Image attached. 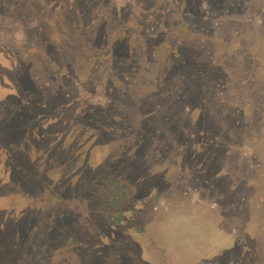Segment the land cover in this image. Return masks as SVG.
Returning <instances> with one entry per match:
<instances>
[{
	"label": "rangeland",
	"instance_id": "374dc122",
	"mask_svg": "<svg viewBox=\"0 0 264 264\" xmlns=\"http://www.w3.org/2000/svg\"><path fill=\"white\" fill-rule=\"evenodd\" d=\"M200 7L0 0V264H264V124L231 128L264 91V0ZM187 122L243 175L192 168Z\"/></svg>",
	"mask_w": 264,
	"mask_h": 264
},
{
	"label": "trees",
	"instance_id": "16d2710c",
	"mask_svg": "<svg viewBox=\"0 0 264 264\" xmlns=\"http://www.w3.org/2000/svg\"><path fill=\"white\" fill-rule=\"evenodd\" d=\"M53 1L54 0H52V2ZM216 1L217 0H184L185 4L188 5L190 8L191 7H195V6L200 7V5H201V7H206L207 4L211 5V3L212 4L213 3H216ZM56 2L58 4L59 0H56ZM60 5H62V7L64 6V4H62V2H61ZM174 7H175L176 10H178V8H177L178 7V4H176V6H174ZM183 10H186V8H184ZM208 67H210V64H208ZM250 80H252V77H251V79L250 78H248V80L246 79L242 83L243 84H246L247 86H249L248 88H246V90H249L250 91V92H247L246 93V98H248L249 101L252 99L253 102H255L254 109H251L249 107L250 110L248 112H246L244 110L245 109L244 108L245 105H244L243 106V110H244L243 112L245 113V115H244L243 118L242 117H240V118L242 119L241 122L244 121V120H247V121H244L243 125H242V123L240 125H238V120H235L234 121V124L231 123L232 124L231 125V128H235V129H238L239 128V130L242 129V130H245V131H249V128L251 126V123H253V126H256V127L259 124H264V104H263L264 103V100H262V98L264 97V91H262L260 88H258L257 91L255 92L254 91L255 88L252 85V83H250ZM62 88H63V86H62ZM69 89H70V84L69 83L68 84H65L63 91L60 93L61 97H59V100L56 99L55 96H54L53 100H51L50 103L54 104L55 106H58L59 105L60 106V109L62 107H64V109H65L66 103H68L72 99V97L69 96V93H70L68 91ZM18 90L19 89H17L15 87V92L16 93L18 92ZM17 97H18V95H17ZM50 97L51 96H49V98ZM17 99L21 102V105H23V103H24L23 102V98H20L19 97ZM259 102H261V104ZM72 104L74 105L75 103H72ZM136 110H138V109H136ZM1 111H2V113L4 112L3 109ZM26 112H27V110L26 109H22V107H21L20 109L18 108V109H15L12 112L11 111L8 112L6 116H14L15 118L19 119V121L23 124L22 127H24V125L27 124L25 122L26 120H25V115H24V113H26ZM14 117H12V118H14ZM254 119H256V121ZM250 120H251V123L249 124V121ZM191 123L192 122H189V123L187 122L186 127L188 129L191 128V127L194 128L193 127V124H191ZM192 128H191V130H193ZM194 129H196L197 132L196 133L194 132V134L192 136V139H188L189 140L188 141L189 142L188 145H190V146L187 147L188 150L186 152V154L188 156L187 161L189 163H191L190 166L192 168H194L195 170H197V172L199 174H203V175H206L207 174L208 176H206V177H209V179L210 178H213L214 179L215 182L213 183V185L214 186H219V184L217 182L223 180L224 179L223 177H225L227 175V173L230 174V171L231 170L227 166V161H225V160H228V158H230V160L232 159L231 162L233 163V165L236 166V167L234 166V167L231 168L232 171H233L232 172V175H235V174L236 175H239V176L240 175H243L244 170L242 168V164L245 162L244 161V158L242 156H237V157L232 156V157H230L231 156L230 155V151H225V150L222 151L223 157L225 156L224 165L223 164L222 165H219L218 168L216 169L215 168V165H216V163L218 162V160L220 158L219 156H221V155H218L220 153H218V154L217 153H213L212 154L211 152L209 153V151H211L213 149V145L210 142H207L206 139H204V138L200 137V135H198L199 130L197 129V126ZM34 135H36L38 137H40V136L43 137V135L41 133H38L37 131L34 132ZM52 135H53L54 138L52 140L51 145H56V147L58 145H61L62 146V144H60V142H61V136L62 135H60V133L57 132V131H54ZM253 156H255V155H253ZM260 167H261V164H260V162L257 161L256 162V168L254 170L255 171V174L258 173V172H260V173L262 172V169H260ZM213 168H215V170ZM257 168H259V169H257ZM57 172L58 171H56L55 173H57ZM245 175H247V174L245 173ZM253 177L251 179L255 180ZM255 185H257V183H255ZM116 188H117V190H121V188H119V187H116ZM115 218H117V214L114 215V219ZM75 237L76 236L70 238V240H69V244L70 245H72V244L78 245L79 244V241ZM95 238H99V236L98 235H95ZM244 241H236V240H233L232 241V248H235L236 249L239 246L244 245L245 244Z\"/></svg>",
	"mask_w": 264,
	"mask_h": 264
}]
</instances>
